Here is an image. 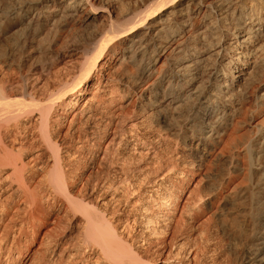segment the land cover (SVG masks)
<instances>
[{
	"label": "bare ground",
	"instance_id": "1",
	"mask_svg": "<svg viewBox=\"0 0 264 264\" xmlns=\"http://www.w3.org/2000/svg\"><path fill=\"white\" fill-rule=\"evenodd\" d=\"M251 85L264 106V0H0V264L41 218L32 185L48 172V207L81 221L74 243L44 233L38 264H213L216 230L241 264H264V118L242 145L249 185L220 191L211 172L227 158V177L238 169L217 144ZM87 140L100 159L112 146L152 158L156 141L175 154L160 175L127 168L90 201L68 190L75 157L91 162L76 153Z\"/></svg>",
	"mask_w": 264,
	"mask_h": 264
},
{
	"label": "rangeland",
	"instance_id": "2",
	"mask_svg": "<svg viewBox=\"0 0 264 264\" xmlns=\"http://www.w3.org/2000/svg\"><path fill=\"white\" fill-rule=\"evenodd\" d=\"M76 57L77 55L73 56L72 58L75 59ZM67 60L68 58L62 59V62L57 64L56 67H62V65H64L65 61ZM72 72L73 69L71 68L70 73ZM252 89L253 85L247 88V97L243 102V108L238 117L239 123L235 127H230L226 134L222 137V140L217 144V151L221 150L224 156L232 155L238 158V169L236 172L230 173L228 176L230 179L225 174L227 169L232 170L228 164V158L212 167L211 172L215 174L216 180L222 183V188L220 191L226 192L234 186L249 185V178L246 174L247 158L242 151V145L244 142H247V139L253 136V124L261 121L264 118V106H257L254 104L253 98L250 96ZM110 138L111 136L107 139L105 144L110 140ZM165 142L166 141L153 142L154 149H157L159 152L157 156L152 158H147L145 156L141 158L138 155L132 153L134 154V158L131 159L130 157L132 154L129 152L128 148H124V146H122L119 148L116 154L114 146H112L111 152H108V158L100 159L102 154L99 156H91L93 155V151L91 155H87V150L89 148L93 149L89 144V140H87L85 142L84 148H82V150H77L76 153L81 152L86 154L87 157H90L92 163L88 161L87 158L83 157V155L75 157L76 160L81 163L77 165V170L73 177L68 179V190L74 195H76L79 191L82 193L85 192L86 196H88V200L92 201V198L95 195L94 190L103 187L104 182H116L119 177L123 176L124 170L127 168L133 170L140 178H152L160 175L171 166L170 161L173 159L171 155L175 154L173 151V146L168 145V147H166L164 144ZM192 159L193 155L185 152L177 167L181 168L183 165L186 166L185 164ZM48 164L50 165L51 162L48 161ZM49 165L47 168L48 170L50 169ZM208 167L209 162L206 161L199 171H201V173L205 172ZM199 171H196L195 169L190 175L192 178L191 181L195 179L191 185H188L190 188H192V185L198 181L200 177L198 175ZM49 173L50 172L45 175L47 179H35L34 184L32 185V187H35L37 196L41 200V218H39L38 221H35L34 230L32 229L31 223L29 222L22 231V235H17L18 237L15 236V240L19 243L11 247L10 260L12 262H9L8 264H38L39 254L37 251L40 249L39 243L44 233L56 234L61 240H65L67 238V242L70 243H74L78 237V228L79 222L81 221V216H78V213L64 212L63 208L57 210V205L48 207V203L50 205V203L53 202V199H46L44 193L46 188H51ZM56 200L58 201V199ZM216 200L217 198H214L213 204L210 205L209 208L205 209L198 217H196L194 223L197 227L205 224L207 219L214 212L218 203ZM52 205H55V201ZM38 222L40 224L39 228ZM15 227L12 228L11 232L16 231ZM33 231H36L35 235H33V233H35ZM30 234L32 236L31 238L29 237ZM211 242L213 243L214 250L209 253V257L207 258L208 262H212L213 264H241L238 256V252L241 247L239 243L236 242L233 247H229L227 244L228 238L220 230L214 231L213 240ZM9 244L11 243L9 242ZM18 249L20 255H18ZM6 255H8L7 251L3 253V256ZM13 256L16 257L13 258Z\"/></svg>",
	"mask_w": 264,
	"mask_h": 264
}]
</instances>
